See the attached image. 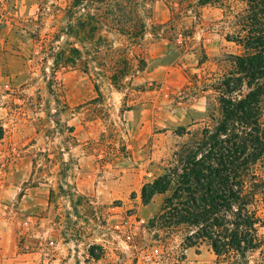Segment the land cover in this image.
I'll use <instances>...</instances> for the list:
<instances>
[{
	"label": "rangeland",
	"instance_id": "374dc122",
	"mask_svg": "<svg viewBox=\"0 0 264 264\" xmlns=\"http://www.w3.org/2000/svg\"><path fill=\"white\" fill-rule=\"evenodd\" d=\"M67 3L0 0V264H219L206 242L184 245L186 228L156 223L172 188L148 201L142 191L210 124L206 86L244 53L232 38L245 2L145 1L144 38L114 44L134 68L119 86L41 63L36 22Z\"/></svg>",
	"mask_w": 264,
	"mask_h": 264
},
{
	"label": "trees",
	"instance_id": "16d2710c",
	"mask_svg": "<svg viewBox=\"0 0 264 264\" xmlns=\"http://www.w3.org/2000/svg\"><path fill=\"white\" fill-rule=\"evenodd\" d=\"M145 1L68 0L65 7L52 4L51 12L43 7L33 33L41 63L52 61L54 71L81 66L119 86L134 68L126 49L114 44L144 38L153 19ZM168 1L185 10L229 0ZM243 1L246 9L236 16L239 30L232 41L244 53L223 59L221 73L206 86L210 124L188 133L177 165L142 191L148 201L172 188L156 223L186 228L184 245L206 242L219 264H249L252 254L264 250V0ZM4 20L0 12V26Z\"/></svg>",
	"mask_w": 264,
	"mask_h": 264
}]
</instances>
